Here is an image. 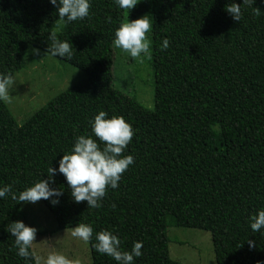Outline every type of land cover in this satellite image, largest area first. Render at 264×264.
<instances>
[{"label":"trees","instance_id":"obj_1","mask_svg":"<svg viewBox=\"0 0 264 264\" xmlns=\"http://www.w3.org/2000/svg\"><path fill=\"white\" fill-rule=\"evenodd\" d=\"M230 2L241 3L239 22L225 10ZM125 13L150 21L153 110L113 83V34ZM52 36L73 46L71 60L54 58L86 77L23 124L0 101V186L18 195L47 179L74 138L91 134L98 111L120 115L133 129L124 152L133 164L97 208L74 202L57 172L50 186L62 189L59 203L41 199L56 230L91 225V264H117L92 247L104 229L122 250L142 242L133 264H181L169 257V222L208 231L216 264H264V231L248 223L264 209V0H139L129 12L114 0H90L89 14L72 22L49 0H0V73L21 70L28 47L49 54ZM23 203L0 199V264H37L31 245L27 261L17 255L8 232Z\"/></svg>","mask_w":264,"mask_h":264},{"label":"clouds","instance_id":"obj_2","mask_svg":"<svg viewBox=\"0 0 264 264\" xmlns=\"http://www.w3.org/2000/svg\"><path fill=\"white\" fill-rule=\"evenodd\" d=\"M55 7L56 15L67 22L83 19L89 14L90 0H49ZM139 0H114L116 6L127 10L134 8ZM244 4H253V0H242ZM241 4V3H240ZM240 4L228 3L226 12L233 21L241 19ZM150 21L146 15L121 22L113 34V44L131 58H140L149 54L150 41L147 33L150 30ZM52 43L47 46L48 53L53 57L71 60L72 44L67 40L51 37ZM168 47L167 39L162 41L161 49ZM39 55V49L32 50ZM15 80L10 73H0V101L10 102V88ZM91 134L77 135L69 150L62 152L57 166L47 167V179L40 178L26 186L18 195L10 185L0 186V199L10 197L18 202L36 203L41 199L50 204L59 203L62 189L51 187L55 174L58 172L65 178L68 190L74 202L85 201L87 207H100V201L105 196L106 189H116L122 174L133 164L134 158L124 154L132 140L133 129L120 115L109 116L100 110L90 120ZM95 137V139L93 138ZM99 141L100 143H98ZM101 144L103 145L101 147ZM248 223L252 232L264 231V209H258L249 214ZM36 228L16 220L9 224L8 232L14 237L13 247L17 255L27 261L30 256V245L35 240ZM71 235L84 243L93 241V228L89 224L79 223L71 227ZM249 247L255 246V241H248ZM92 247L96 252L113 258L117 264H133L134 258L142 255V242L133 243L130 250L121 249V240L113 232L104 229L95 233ZM43 264H79V261L70 260L59 252H51L43 260ZM259 264V262H258Z\"/></svg>","mask_w":264,"mask_h":264},{"label":"rangeland","instance_id":"obj_3","mask_svg":"<svg viewBox=\"0 0 264 264\" xmlns=\"http://www.w3.org/2000/svg\"><path fill=\"white\" fill-rule=\"evenodd\" d=\"M149 34L147 38L150 41ZM33 49L36 48H27L24 67L12 75L15 82L9 90L10 102H4L18 124H23L61 92L86 77L83 71L74 66L41 50L36 55ZM113 83L117 89L134 97L144 108L154 109L155 80L151 41L149 54L140 58H131L114 46ZM19 218L37 230L31 244L37 264H43L51 252H59L70 260L79 261V264H91L88 243L74 238L71 228L56 230V222L42 200L36 203L24 202L19 209ZM167 237L170 259L181 264H216L208 231L176 227L169 222Z\"/></svg>","mask_w":264,"mask_h":264}]
</instances>
